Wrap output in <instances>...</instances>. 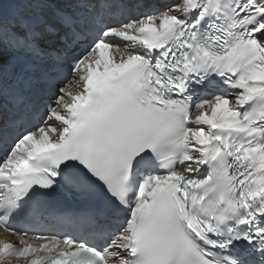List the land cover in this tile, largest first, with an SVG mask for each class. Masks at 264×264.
I'll list each match as a JSON object with an SVG mask.
<instances>
[{"label": "snow or ice", "instance_id": "6c2138e0", "mask_svg": "<svg viewBox=\"0 0 264 264\" xmlns=\"http://www.w3.org/2000/svg\"><path fill=\"white\" fill-rule=\"evenodd\" d=\"M0 227V264H264V0H0Z\"/></svg>", "mask_w": 264, "mask_h": 264}, {"label": "bare ground", "instance_id": "6f19581e", "mask_svg": "<svg viewBox=\"0 0 264 264\" xmlns=\"http://www.w3.org/2000/svg\"><path fill=\"white\" fill-rule=\"evenodd\" d=\"M4 235L10 237L9 235H6V234H4Z\"/></svg>", "mask_w": 264, "mask_h": 264}]
</instances>
